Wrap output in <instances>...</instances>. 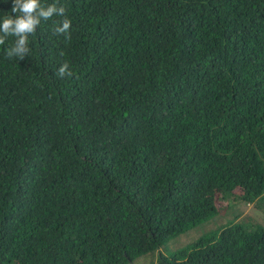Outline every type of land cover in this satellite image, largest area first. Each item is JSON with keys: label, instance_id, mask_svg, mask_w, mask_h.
Returning <instances> with one entry per match:
<instances>
[{"label": "trees", "instance_id": "16d2710c", "mask_svg": "<svg viewBox=\"0 0 264 264\" xmlns=\"http://www.w3.org/2000/svg\"><path fill=\"white\" fill-rule=\"evenodd\" d=\"M40 2L71 28L0 45V264H264V0Z\"/></svg>", "mask_w": 264, "mask_h": 264}, {"label": "clouds", "instance_id": "9594fccd", "mask_svg": "<svg viewBox=\"0 0 264 264\" xmlns=\"http://www.w3.org/2000/svg\"><path fill=\"white\" fill-rule=\"evenodd\" d=\"M12 13L14 15L5 16L0 22V45L5 43L8 36L16 38L14 47L7 50L6 56L24 58L30 49L28 37L33 34L40 24L41 19L49 20L53 16L63 17L55 21L54 34L69 33L71 20L65 14L63 6L57 7L56 3L44 7L40 0H13ZM73 75L69 63L65 61L58 69L57 76L63 78Z\"/></svg>", "mask_w": 264, "mask_h": 264}, {"label": "rangeland", "instance_id": "374dc122", "mask_svg": "<svg viewBox=\"0 0 264 264\" xmlns=\"http://www.w3.org/2000/svg\"><path fill=\"white\" fill-rule=\"evenodd\" d=\"M236 206L237 207L238 206H244V204L242 202H237ZM244 215L249 217L251 219V221H253L254 223H257V224L264 226V213L261 210H259L258 208H256L252 203H249L244 207L242 214H240V217L244 216ZM214 218H215V216L213 218H211L210 220L204 221V222L198 224L197 226L193 227L192 229H189L188 231L171 238L163 246L168 245V247L171 250H174V249L182 246L183 244L194 239L197 236L198 230H199L198 234H200L202 231H204V229H203L204 226L209 221H212ZM150 254L151 253H145V254H142V255L136 257L134 264H146L152 258V256H150Z\"/></svg>", "mask_w": 264, "mask_h": 264}]
</instances>
